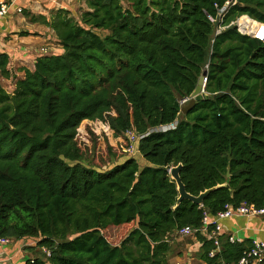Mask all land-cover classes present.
I'll list each match as a JSON object with an SVG mask.
<instances>
[{
    "label": "trees",
    "instance_id": "trees-1",
    "mask_svg": "<svg viewBox=\"0 0 264 264\" xmlns=\"http://www.w3.org/2000/svg\"><path fill=\"white\" fill-rule=\"evenodd\" d=\"M228 1L87 0L78 18L24 12L63 52L37 56L12 94L0 86V240L32 239L50 252L20 264H171L172 237L200 229L205 213L264 208V44L236 27L215 34L209 16ZM237 2L223 26L243 16L264 24V0ZM9 64L0 52L5 79ZM205 71L206 96L182 114ZM176 120L175 130L151 132ZM88 126L127 147L129 131L147 135L136 156L103 171L83 163ZM179 164L193 196L225 186L203 206L176 208L169 170ZM196 238L204 264H236L252 247L226 239L212 259L213 240Z\"/></svg>",
    "mask_w": 264,
    "mask_h": 264
},
{
    "label": "crops",
    "instance_id": "crops-1",
    "mask_svg": "<svg viewBox=\"0 0 264 264\" xmlns=\"http://www.w3.org/2000/svg\"><path fill=\"white\" fill-rule=\"evenodd\" d=\"M6 1H8L9 3H13V7L11 15L0 19V52L9 54L10 58H13L14 61H16L21 54V56L32 54V51H27L29 47H24L26 45L20 44V37L18 34V30L20 29V27L18 26H20L19 16L21 14H17L15 10L21 7L23 10H29L35 15H42L47 18H50L51 14L59 9L68 10L75 18H78L83 12L88 10L86 5L87 0ZM79 1L83 2L85 8L80 11L79 15H77V11L79 9L77 2ZM42 27L45 30L34 31L37 33V36L30 35L27 37H23L22 41L24 40V43H27L28 46L34 44V48H38V45H48L51 41L56 42L54 32L45 26ZM62 52V48L58 49L57 51V53ZM219 224L222 226V234L219 238L220 243L226 239H229L230 236L234 237L240 243H244L246 241L252 244L256 241L264 242V215L252 217L236 215L220 220ZM201 246V243L197 240V238H195V242L193 245H191L189 251H191V249H194V251L199 252ZM26 254L29 253H22L21 248L18 246V244H14L9 247H0V260L8 261L9 257L13 259V262L9 261L7 262V264H14V262L18 261L19 259H27L28 257L26 256ZM29 259H31V257H29Z\"/></svg>",
    "mask_w": 264,
    "mask_h": 264
},
{
    "label": "rangeland",
    "instance_id": "rangeland-1",
    "mask_svg": "<svg viewBox=\"0 0 264 264\" xmlns=\"http://www.w3.org/2000/svg\"><path fill=\"white\" fill-rule=\"evenodd\" d=\"M82 1V0H81ZM77 2V5L79 7L77 11V15L80 14V11L85 8L83 2ZM27 11L31 13L29 10H23V13L19 16L20 18V29L18 30L19 32H25V31H38V30H45L40 23L32 24L29 19L25 17L24 12ZM33 14V13H31ZM35 15V14H33ZM247 20V18H243L240 20V22H244ZM246 25H252V22L247 20ZM30 29V30H29ZM31 36H37V33H32ZM20 37V44L21 45H26L24 47H29L27 51H32V54L24 55L18 57L16 61L13 60V58H10V64H9V69L12 74V78L10 79H5L2 76H0V86L4 88L8 93H13L15 89V83L18 79H21L24 76V73L22 72L23 69L28 68L29 70H34V65L35 61L37 59V56L39 52L46 50V55H53L56 54L58 49H60V45L57 42L51 41L48 45L42 46L38 45V48H34V44L27 45V43H24V40L22 41V36L19 35ZM93 129V128H92ZM94 130V129H93ZM87 134L86 138L88 139L87 141L91 142V151L90 149L87 150V152L84 153V161L83 163L86 166L92 167V168H100L103 171H105L113 161H116L118 158L122 156L128 155L126 153V149L128 148L126 145V142H118V141H111L106 139H99L97 134L93 133L91 129L87 128ZM85 133V131H84ZM81 136H77L79 144L81 146V149H85L86 146L81 140ZM136 156V155H135ZM134 157V156H133ZM138 157L140 155H137V160L141 161ZM128 229V228H127ZM126 232V231H125ZM123 232L122 235L125 233ZM119 234V233H118ZM196 236L192 237H186V238H180L179 236L174 235L171 240V245H172V252L170 256V262L171 264H204L199 260L197 257L198 252L194 251V249H191L189 251L191 245L194 244ZM15 244H18V246L21 248L22 253H29L26 254L28 257L27 259H19L18 261L14 262V264H20V263H25L29 257L31 259H34L36 257H44V251L38 247H34L37 244L36 240L32 239H25L22 242H15ZM199 249V248H198ZM20 257V254H19ZM16 258V257H15ZM17 259V258H16ZM15 260V259H14ZM12 261L13 259L9 257L8 261L6 260H0V264H7V262ZM11 264V263H9Z\"/></svg>",
    "mask_w": 264,
    "mask_h": 264
},
{
    "label": "built area",
    "instance_id": "built-area-1",
    "mask_svg": "<svg viewBox=\"0 0 264 264\" xmlns=\"http://www.w3.org/2000/svg\"><path fill=\"white\" fill-rule=\"evenodd\" d=\"M237 4H238L237 0H229L222 8H219L217 4L215 5V7L218 9L217 17L213 18L209 16L211 22L215 24V34L219 35L229 27H236L240 34L249 36L253 39H257L264 44V24L256 22L251 18H249L248 16L240 17L237 20L231 22L228 26H223V19L227 11L230 9V7L235 6ZM12 7H13V3H9L6 0H0V19L11 15ZM15 12L17 14H22L23 9L20 7L17 10H15ZM243 18H249V21L252 22V24L256 25L255 28L256 31L249 30L248 28H243L244 26L240 24V20H242ZM46 53H47L46 50H43L38 53V56L46 55ZM190 100L191 97L182 99L180 101V106L183 108L189 103ZM177 126H178V120L168 125L159 126L156 129L152 130L151 132L155 131V132L165 133L171 130H175ZM126 135L128 136L130 142L132 143V145H130V147L126 149V153H128L131 156H135L138 153L137 150L134 148L133 144L138 142V140L143 139L147 134L139 135L129 131ZM236 215L248 216V217L263 216L264 208H257L253 204L243 203L237 208L227 206L223 212H220L213 217L205 213L202 222V227L200 229L186 227L180 230L179 232H177V236H179L180 238H185V237L196 236L197 233H200L203 237L207 238L208 240H213L214 249L211 250L209 254V257L213 259L216 257L217 254L221 252V243L219 238L222 234V226L219 224V221ZM212 226L213 228L211 229ZM15 242L16 241L10 239H1L0 247L12 246L15 244ZM229 242L231 244L240 243L232 236L229 237ZM43 251L47 256H50V252L48 250L44 249ZM220 264H228V263L222 262ZM236 264H264V242H257V241L253 242L250 250L245 251Z\"/></svg>",
    "mask_w": 264,
    "mask_h": 264
},
{
    "label": "water",
    "instance_id": "water-1",
    "mask_svg": "<svg viewBox=\"0 0 264 264\" xmlns=\"http://www.w3.org/2000/svg\"><path fill=\"white\" fill-rule=\"evenodd\" d=\"M242 6V5H241ZM207 71L203 73V75L199 78L198 81V86L195 89L194 93L191 96V100L189 103L184 106L181 110L182 114H186L197 102L202 97H205V87H206V82H207ZM205 95V96H204ZM181 169H182V164H179L176 167H173L169 170L171 179L175 181L177 185V190L179 193V198L177 200V205L176 208L180 206V204L187 200L190 201L198 206H203L204 200L208 198L213 192L216 190L224 187L223 185H218L214 188H210L205 190L204 192L200 193L199 196H193L190 193L187 192L186 187L181 179ZM228 178H230V174H228Z\"/></svg>",
    "mask_w": 264,
    "mask_h": 264
},
{
    "label": "bare ground",
    "instance_id": "bare-ground-1",
    "mask_svg": "<svg viewBox=\"0 0 264 264\" xmlns=\"http://www.w3.org/2000/svg\"><path fill=\"white\" fill-rule=\"evenodd\" d=\"M248 20H249V18H247ZM245 22V21H244ZM242 22H240V24H241Z\"/></svg>",
    "mask_w": 264,
    "mask_h": 264
}]
</instances>
